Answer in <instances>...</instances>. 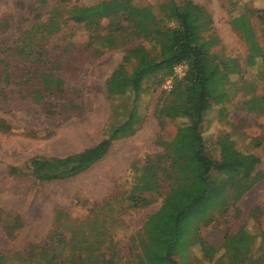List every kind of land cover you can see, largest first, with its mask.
I'll return each instance as SVG.
<instances>
[{"label":"rangeland","instance_id":"374dc122","mask_svg":"<svg viewBox=\"0 0 264 264\" xmlns=\"http://www.w3.org/2000/svg\"><path fill=\"white\" fill-rule=\"evenodd\" d=\"M100 1L116 0H0V69L6 64L9 73L5 78L0 71V121L9 126L0 128V254L8 257L4 264H136L134 255L140 252L137 234L146 217L161 206L169 183L170 170L168 162L162 161L163 154L186 158L193 154V135L173 140L186 119L159 113L162 106L174 103L173 89L186 65L183 76L176 75L170 82V75L161 79L162 71L143 80L136 101L140 121L134 132L113 140L89 168L50 181L33 176L32 159L76 154L105 137L114 100L106 86L108 75L134 47L159 57L165 38L163 34L154 38L156 31L174 25L163 13L169 0H132L156 15L155 21H146V36L125 37L129 40L125 45L92 54L85 47L86 29L69 19L66 10ZM175 1L181 9L189 8L190 2L201 4L211 14L208 46L212 64L236 62V70L227 71L226 85L216 92L218 100L201 124L207 150L218 159L221 143L229 141L237 151L259 157L251 173H259V178L234 204L230 199L222 205L225 210L210 209L208 221L197 224V234L217 249L218 256L225 252L221 247L224 237L233 235L228 250L236 264H264L260 245L264 230V101H256L249 109L246 100L251 94L245 92V82L255 85L256 95L264 92V25L257 17L264 15V0ZM55 8H59L57 13ZM241 13L250 16L252 31L263 48L254 65L246 61V35L231 24ZM52 16L60 22L66 19L60 30L45 38L38 34L30 43L27 30ZM107 25L108 19H102V33ZM30 48L35 52L28 53ZM34 58L39 60L34 62ZM132 65L125 69L130 71ZM131 100L116 97L114 104L124 111ZM122 116L118 112L115 119ZM14 167L18 172L11 170ZM139 177L148 179L149 188L141 194L144 200L132 205L128 194ZM245 232L252 237L248 243ZM201 257L198 244L187 253L189 264H213L207 259L200 263ZM221 258L226 261L224 255Z\"/></svg>","mask_w":264,"mask_h":264},{"label":"trees","instance_id":"16d2710c","mask_svg":"<svg viewBox=\"0 0 264 264\" xmlns=\"http://www.w3.org/2000/svg\"><path fill=\"white\" fill-rule=\"evenodd\" d=\"M131 1H100L91 5H75L67 8L66 15L68 14L72 21L82 23L88 34L85 47L92 54L99 55L106 49L125 45L129 42L125 37L146 36L145 32L148 30L146 21L156 20V15L150 8L138 6ZM182 1L184 0H179V3ZM189 4V8L181 9L175 0L168 1L163 13L168 20L174 22V25L165 31H156L154 38L160 34L165 38L159 57L151 56L149 52L141 50V47H134L123 55L117 68L106 80L110 99L130 97L132 100L124 111H120L113 100L111 117L106 124L105 137L102 140L76 154L62 158L37 157L30 162L33 176L40 181L67 178L86 170L106 153L113 140L134 132V127L140 121L136 101L143 80L157 71H162L163 79L171 75L174 66L181 62L186 63V72L173 89L174 103L162 106L159 113L169 118H185V123L177 128L173 140L178 141L185 134H191L195 139V147L193 154L187 158L176 154H163L162 161L168 162L170 170L169 183L161 206L146 217L142 230L137 234L140 252L134 255L136 264H189L187 253L196 244L203 255L200 263H203L202 259H207L212 260L213 264H236L237 261L228 250L234 236L224 237L221 247L225 248L222 255L226 257V261L223 262L222 255H217V249L198 236L197 224L208 221L206 214L210 209L221 208L222 205L228 204L230 199L234 204L260 176L259 173L251 174L259 162V157L255 154L237 151L229 141L221 143V154L218 159L206 148L201 133L202 121L212 104L218 100L215 97L216 92L225 87L227 71L236 70V62L229 64L221 61L219 65L212 64L208 46L212 16L203 5L193 2ZM58 11L59 8H55V12ZM54 17L49 18L46 23L39 25L35 23L27 30L30 43L35 42L38 34L45 38L60 30L66 19L60 22ZM257 17L264 25V15L257 14ZM106 18L108 25L102 33L100 23ZM121 21L125 22V25H122ZM231 24L237 31L246 35L249 45L246 61L251 65L256 64L258 58L263 55V48L259 38L255 37L252 31L250 16L241 13L231 19ZM261 31L264 41V26ZM34 52L32 48L28 51ZM37 60L39 59H33L34 62ZM129 63L133 65L130 71H127L125 66ZM4 65L0 71L8 78L7 65ZM245 87V92L251 94L246 100L249 109L256 106V101H264V92L260 96L256 95L254 84L245 82ZM118 112L123 114L120 120L115 119ZM5 124L0 121V128L9 127ZM11 170L18 172L16 167ZM161 170H165L164 167ZM147 184L148 179L142 177L137 179L128 194V200L132 205L144 200L141 194L149 188ZM220 210L223 211L225 208ZM260 236L262 237L260 245L264 249L262 246L264 230ZM245 238L248 243L252 237L245 232ZM41 256H44L42 250ZM7 260L8 257L0 254V264Z\"/></svg>","mask_w":264,"mask_h":264},{"label":"built area","instance_id":"2783aa9c","mask_svg":"<svg viewBox=\"0 0 264 264\" xmlns=\"http://www.w3.org/2000/svg\"><path fill=\"white\" fill-rule=\"evenodd\" d=\"M176 66H177V68H175L174 74L170 75L168 77L167 82H170L172 80V78L176 75L183 76L184 66H186V64L184 62H181V63L177 64Z\"/></svg>","mask_w":264,"mask_h":264},{"label":"crops","instance_id":"0c3cea01","mask_svg":"<svg viewBox=\"0 0 264 264\" xmlns=\"http://www.w3.org/2000/svg\"><path fill=\"white\" fill-rule=\"evenodd\" d=\"M112 72H113V71H112ZM112 72H111V73H112ZM111 73L108 75L107 79L109 78V76L111 75ZM107 79H106V80H107Z\"/></svg>","mask_w":264,"mask_h":264}]
</instances>
